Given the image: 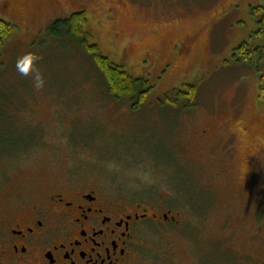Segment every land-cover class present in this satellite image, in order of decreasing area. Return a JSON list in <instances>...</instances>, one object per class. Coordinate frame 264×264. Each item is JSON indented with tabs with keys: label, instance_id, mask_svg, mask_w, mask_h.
<instances>
[{
	"label": "rangeland",
	"instance_id": "1",
	"mask_svg": "<svg viewBox=\"0 0 264 264\" xmlns=\"http://www.w3.org/2000/svg\"><path fill=\"white\" fill-rule=\"evenodd\" d=\"M16 1L0 0L13 26L0 42V215L98 187L170 210L137 225L130 264H264V104L253 68L230 58L264 0ZM76 11L102 54L152 86L134 108L47 33Z\"/></svg>",
	"mask_w": 264,
	"mask_h": 264
},
{
	"label": "flooded vegetation",
	"instance_id": "2",
	"mask_svg": "<svg viewBox=\"0 0 264 264\" xmlns=\"http://www.w3.org/2000/svg\"><path fill=\"white\" fill-rule=\"evenodd\" d=\"M201 135L211 132L205 128ZM109 195L98 187L71 188L22 212L1 213L0 264H130L137 225L145 219L170 221V210Z\"/></svg>",
	"mask_w": 264,
	"mask_h": 264
},
{
	"label": "trees",
	"instance_id": "3",
	"mask_svg": "<svg viewBox=\"0 0 264 264\" xmlns=\"http://www.w3.org/2000/svg\"><path fill=\"white\" fill-rule=\"evenodd\" d=\"M261 14V18L255 20L257 25L252 31L253 33L249 34L248 39L239 43L230 58L235 62L245 63L253 68L257 76V100L259 103L264 104V13L261 12ZM87 22L85 11H76L66 18L55 20L49 26L47 33L57 37L66 35L79 45L80 49L94 62V66L102 75L109 94L116 99L132 101L134 108L136 104L144 100L152 90V86L147 78L131 76L123 66L112 62L106 55L102 54L99 47L90 40L88 32L84 30ZM12 28L11 24L0 20V42L10 33ZM254 36L257 38L255 42L252 40ZM180 93L181 95L183 93L187 94V91L180 88ZM190 94L185 96L190 98V96H193ZM190 102L192 103V101ZM233 125L244 129L245 121L235 122Z\"/></svg>",
	"mask_w": 264,
	"mask_h": 264
}]
</instances>
